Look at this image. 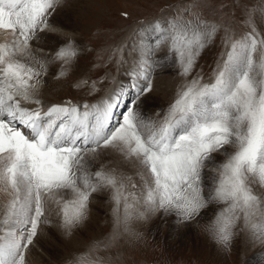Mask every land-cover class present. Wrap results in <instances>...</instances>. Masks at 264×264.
Returning a JSON list of instances; mask_svg holds the SVG:
<instances>
[{
  "label": "snow or ice",
  "instance_id": "6c2138e0",
  "mask_svg": "<svg viewBox=\"0 0 264 264\" xmlns=\"http://www.w3.org/2000/svg\"><path fill=\"white\" fill-rule=\"evenodd\" d=\"M62 3L0 0V31L7 34L0 43V192L9 197L0 212V264H26L49 215L70 235L86 219L93 193L105 189L114 204L113 232L68 264H85L84 257L87 264H105L101 245L111 248L145 212L187 222L213 205L207 229L213 240L227 250L247 232L264 248V34L251 21L242 34L224 26L225 51L204 82L202 72L192 73L221 25L203 19L194 4L179 7L141 30L157 34V48L167 43L168 55L153 60L147 44L138 68L128 73L142 83L131 85L135 94L113 124L128 91L123 84L91 104L68 100L42 111L36 96L42 74L59 65L56 78L66 77L78 57L71 40L52 55L32 47L52 28L50 18ZM166 62L179 66L183 83L162 119L145 118L140 97L152 91L154 67ZM96 91L92 81L88 95ZM107 148L138 164L139 191H128L114 169L101 164L94 170L99 150Z\"/></svg>",
  "mask_w": 264,
  "mask_h": 264
},
{
  "label": "rangeland",
  "instance_id": "374dc122",
  "mask_svg": "<svg viewBox=\"0 0 264 264\" xmlns=\"http://www.w3.org/2000/svg\"><path fill=\"white\" fill-rule=\"evenodd\" d=\"M78 1L76 4L80 10L76 17L72 18V28L67 31V37L63 39V42L54 46V48H58L64 42L71 40L77 48L78 57L74 68L66 77L56 78L59 65H50L48 74H42L44 83L38 86L39 90L36 94L43 103L42 111H46L47 107L54 104H62L68 100L81 104L94 103L110 96L118 86L123 84L128 91L115 110V119L113 120V124H115L116 120L120 119V113L126 110V105L135 94V89L131 85L142 83L128 73L138 68L140 60L144 58L143 52L147 44L153 45V60L159 59V56L163 54L168 55L167 43L157 48L154 43L157 35L150 31L141 35V30L148 28L158 20L163 21L167 17L175 15L181 6L194 4L203 19L221 25V30L216 37L201 53L192 73V76H195L198 72H202L204 82H210L216 60L220 53L225 51L222 45L224 26L242 34L250 31L247 21H251L256 30L264 34V0ZM67 2L73 3V0H63L64 5ZM185 18L189 17L185 16ZM57 31L60 35V30ZM6 36V33L0 31V39L5 41ZM37 46L32 44L33 49H36ZM44 52L47 55L54 54V51L42 50V53ZM165 76H170V80L173 81V84L171 83L173 85L172 94L161 96L159 104H151L150 99L155 96L154 86L160 79L158 77ZM150 79L153 84L152 91L140 97L139 107L142 111L145 107H152L151 111L155 112L152 115L150 111L148 118L159 121L162 119V114L176 98L177 89L183 80L179 76V66L177 64L169 66L167 62L162 67H154ZM81 81L89 83L81 88L75 87ZM92 81H96L97 91L88 95L89 85ZM21 103L24 107H36L34 104H27L23 101ZM158 113L160 115H157ZM98 195V193H94L90 197L87 209L86 219H89V224L95 225L93 230L83 229L79 233L78 229L81 225H78L79 228H74L69 235L60 226V218L54 216L50 220L51 223L42 226L43 237L48 243L45 240L37 241L38 243L34 241V244L30 246L32 251L26 253V264H68L72 257L87 252L98 242H107V238L113 232L112 209L114 204L111 195H108L109 197L105 200ZM6 196L8 197V195ZM101 201L105 204H100ZM96 203L100 204L96 207L98 210L94 209ZM215 208L216 206L213 205L201 216L187 222L179 220L175 215L167 214L164 222L156 230L148 232L142 231L138 220L133 219L128 225L129 231L122 234L111 248L105 249L101 245L100 255L104 257L105 264H248L247 259L252 254L250 253L248 256L243 250V246L247 243L243 240L247 237V232H239L234 237L231 247L226 250L213 240L207 231ZM86 219L82 225L88 222ZM157 219L156 216L155 222ZM48 233L50 241L46 235ZM210 243L217 248L216 254L210 252ZM256 243L253 242L250 247H256L254 246ZM88 259V257H84L85 264Z\"/></svg>",
  "mask_w": 264,
  "mask_h": 264
},
{
  "label": "bare ground",
  "instance_id": "6f19581e",
  "mask_svg": "<svg viewBox=\"0 0 264 264\" xmlns=\"http://www.w3.org/2000/svg\"><path fill=\"white\" fill-rule=\"evenodd\" d=\"M78 2H79L78 0H75V1L73 0V3L67 2V3H65V5L63 3V6L61 5L60 7H58L56 12L54 13V15L50 19L51 24H52V28L47 30L48 32L43 33L41 36V39L34 41L32 44H34L36 46L38 45L37 48H40L41 50H45L48 52L54 51L56 49V47L54 48V46L61 44V42H63V39L65 37H67L66 36L67 31H69L70 28H72V26H73L72 18L73 17L75 18L76 15L78 14L79 10H80L78 5L76 4ZM58 29L61 32L60 35H59V33H57ZM2 42H4V40L0 39V43H2ZM43 54L47 55V53H45V52ZM165 56L166 55L163 54V55L159 56V59L162 57H165ZM158 79H159V80H157L158 82L156 81L157 85L154 86L155 87L154 88L155 89V96H152V98L150 99L151 104H159L161 96L170 95V93L172 94L171 89L173 87V85H172L173 81L170 80V76L158 77ZM154 84H156V83H154ZM154 106L155 105H153V107ZM151 109H152V107L151 108L145 107L143 109V111L141 109V112L145 116V118L149 117ZM153 112H155V111H153ZM153 112H152V115H153ZM100 153H101V155L94 162V165H93L94 170L98 169L101 164L104 165L106 171H111L114 169L116 171L117 175L128 186V188H127L128 191H133V189L131 188L132 184L137 185L136 191H139L141 182H140L139 177L137 176L138 164L135 161H133V162L126 161L124 159V157L117 150L112 149V148H107L104 150L101 149ZM96 193H98L99 194L98 196H101V198L105 200L109 197L108 195H111V189L101 190V191H98ZM97 198H99V197H97ZM7 199H8V197L6 196V194L3 192H0V212H2L4 204H5ZM100 204H105V203L103 201H101ZM100 204L96 203L95 208L94 207L93 208L95 210H98V208H96V207L100 206ZM54 216H56V215H49L48 218L51 220L54 218ZM156 216L158 218L157 222H155ZM165 217H167V214H163L161 212H145V214L142 218H138L136 220H138L139 226L142 229V231L148 232L149 230H151V231L156 230L157 227L164 222ZM86 220H88V222L86 224L82 225V223H81V224H79V225H81V227L80 228L77 227V228H79L78 229L79 233H81V230H83V229H87V230H93L94 229L95 225L93 226L92 224H89L90 223L89 219H86ZM168 224H169V222H168ZM77 228H75V229H77ZM46 235L48 236L49 233ZM47 238H48V241H50L49 236ZM40 240L46 241V238L43 237V228L42 227H41V229L39 231V235L35 241L39 242ZM243 240H245L247 242L243 246V250L248 254V256L250 255V253L252 254L250 256V258L247 259L248 264H264V248H261L258 242L254 245L256 247L251 248L250 246L253 244V242L249 241L248 235ZM210 242H211V240H210ZM46 243H48V242L46 241ZM216 249L217 248L215 247V245L210 243V252H213L216 254ZM31 251H32V249H30V252ZM217 252H219V251H217Z\"/></svg>",
  "mask_w": 264,
  "mask_h": 264
}]
</instances>
